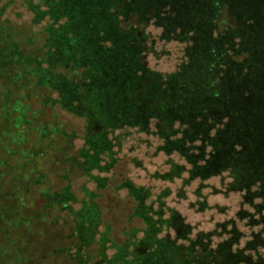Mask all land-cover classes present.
Segmentation results:
<instances>
[{
  "label": "rangeland",
  "instance_id": "374dc122",
  "mask_svg": "<svg viewBox=\"0 0 264 264\" xmlns=\"http://www.w3.org/2000/svg\"><path fill=\"white\" fill-rule=\"evenodd\" d=\"M69 2L0 0V208L11 204L4 192L9 194L11 183L16 182V166L29 168L24 154L34 153L31 160H37V154L43 156L45 185L52 190L68 187L78 200L83 197L82 187L95 191V182L70 166L79 150L88 149L89 155L99 152L92 159L101 167L115 162L109 172L95 170L92 175L107 179L108 187L96 191L102 212L99 232L108 233L109 241L117 246L106 244L103 256L99 244L84 248L81 257L92 256L88 264H109L116 259L117 248L126 246L127 258L134 259L140 257L137 254L152 252L153 244L170 252L164 264H264L262 227L237 216L245 212L249 219H258L253 208L243 204L244 193L227 191L231 181L226 174L191 179L189 163L179 154L166 155L160 149L164 140L157 136L160 118L153 82L165 80L188 63L191 43L170 39L163 21L166 16L153 8L152 0H119L112 9L100 8L103 20L93 43L83 48L88 32L82 30L84 38L77 48L84 49L87 61L82 60V66L75 69L73 50L63 36L66 10L71 8L72 19L81 25L88 18L102 17L87 8L76 10ZM129 4L133 8H128ZM230 4L221 0V30L234 28L235 10H230ZM234 4L252 9L256 19L264 17V0ZM106 9L118 16L117 22L110 24L111 30ZM57 36H61L60 48L68 47L60 55L65 68L56 69L59 78L47 88L33 71L35 64L20 62L15 50L31 55L40 68H46L41 59ZM174 165L185 168L180 178L169 175ZM126 181L144 189L145 204L154 219L157 212L162 213L161 231L155 237L159 242H141L145 226L131 219L134 200L121 189ZM35 209L27 213L32 215ZM71 226L60 222L56 228H48L51 239L42 246L44 252L75 247L77 241L67 237ZM2 232L5 240L9 235ZM132 232L135 238L129 236ZM60 263L71 264L63 256L56 264Z\"/></svg>",
  "mask_w": 264,
  "mask_h": 264
},
{
  "label": "trees",
  "instance_id": "16d2710c",
  "mask_svg": "<svg viewBox=\"0 0 264 264\" xmlns=\"http://www.w3.org/2000/svg\"><path fill=\"white\" fill-rule=\"evenodd\" d=\"M118 1L69 2L76 10L87 8L90 13L102 17L100 20L88 18L85 25H81L72 19V9L66 10L63 36L67 37L66 41L73 50L71 59L75 69L82 66V60L87 61V53L82 48L94 41L96 28L103 20L100 8L112 9ZM233 1L238 0H227L231 3L230 10H235L234 28L221 30V0H152L153 8L166 16L163 21L170 39L191 43L186 54L188 63L165 80L159 78L153 82L154 104L160 118L157 136L164 140L160 149L166 155L179 154L189 163L191 179L206 180L226 174L231 181L227 191L243 192V204L252 207L258 215V219L251 220L245 212H238V218L247 219L254 226L260 225L264 231V17L254 18L252 9L238 7ZM128 8L133 6L129 4ZM121 9L124 15V9ZM105 16L110 29V24L117 22L118 16L111 14L109 9H106ZM79 28L81 30L77 31ZM82 30L88 32V41L81 43L79 50L78 42L84 38ZM56 39L41 59V63L47 64L46 68H40L31 55H21L15 50L20 62L35 64L33 71L39 73L47 88H51V81L59 78L56 69L65 68L60 55L68 47L60 48L61 36ZM91 149L95 151L93 146ZM98 154L95 151L89 155L88 149H82L70 161L74 170L96 184L95 191L82 187L81 200L68 187L52 190L46 186L43 156L37 154L38 159L31 160L34 153L24 154L29 168L25 169L21 164L16 166V182L11 183L9 194L4 192L11 204L0 208V231L9 235L4 240L5 232L0 234V264H56L62 256L71 264H88L92 256L86 255L84 260L81 252L98 244L99 254L103 256L106 244L111 242L108 233L99 232L102 212L96 191L105 190L108 182L105 178L93 176L92 172L107 173L115 162L101 167L92 159ZM184 171V167L174 165L169 175L180 178ZM121 189L134 200L131 219H137L145 226L141 242H159L155 237L161 231L159 215L162 213L157 212V219L151 216V209L145 204L144 189L129 181L124 182ZM72 205L79 206L78 210ZM33 208L37 209L32 215L28 214L27 210ZM47 211L52 212V216ZM60 222L65 226L72 225L71 235L67 237L77 244L69 251L57 247L45 253L42 246L51 239L46 230L56 228ZM129 236L135 238L136 235L132 232ZM112 247L117 246L112 244ZM127 247L117 248V257L109 264H164L170 259L167 249L154 244L152 252L136 253L140 257L135 255L134 259H129Z\"/></svg>",
  "mask_w": 264,
  "mask_h": 264
}]
</instances>
